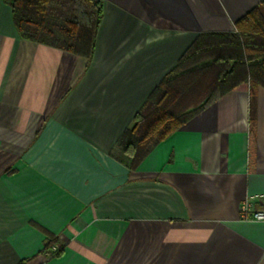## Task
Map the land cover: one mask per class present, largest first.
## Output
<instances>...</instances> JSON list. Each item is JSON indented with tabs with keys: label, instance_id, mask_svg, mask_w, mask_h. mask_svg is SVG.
<instances>
[{
	"label": "crops",
	"instance_id": "0c3cea01",
	"mask_svg": "<svg viewBox=\"0 0 264 264\" xmlns=\"http://www.w3.org/2000/svg\"><path fill=\"white\" fill-rule=\"evenodd\" d=\"M89 62L0 0V264H264V88L242 84L137 165L118 140L196 37L263 0H95ZM57 240L43 252L48 238Z\"/></svg>",
	"mask_w": 264,
	"mask_h": 264
},
{
	"label": "trees",
	"instance_id": "16d2710c",
	"mask_svg": "<svg viewBox=\"0 0 264 264\" xmlns=\"http://www.w3.org/2000/svg\"><path fill=\"white\" fill-rule=\"evenodd\" d=\"M13 24L25 40L83 57L93 56L103 17L95 0H9ZM242 84L264 88V0L234 23L231 33L199 35L135 113L117 146L135 168L176 130ZM48 238L43 252L53 250Z\"/></svg>",
	"mask_w": 264,
	"mask_h": 264
},
{
	"label": "built area",
	"instance_id": "2783aa9c",
	"mask_svg": "<svg viewBox=\"0 0 264 264\" xmlns=\"http://www.w3.org/2000/svg\"><path fill=\"white\" fill-rule=\"evenodd\" d=\"M240 219L244 222H264V210H254L251 202L246 199L240 205Z\"/></svg>",
	"mask_w": 264,
	"mask_h": 264
}]
</instances>
